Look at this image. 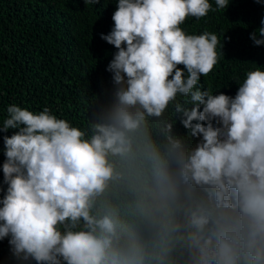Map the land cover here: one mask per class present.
I'll list each match as a JSON object with an SVG mask.
<instances>
[{
    "label": "clouds",
    "instance_id": "1",
    "mask_svg": "<svg viewBox=\"0 0 264 264\" xmlns=\"http://www.w3.org/2000/svg\"><path fill=\"white\" fill-rule=\"evenodd\" d=\"M211 9L118 0L101 34L117 50L114 92L88 130L47 107H7L0 240L17 264H264V68L247 71L234 97L197 87L220 41L180 26ZM250 39L264 45V26ZM115 187L128 195L120 206L106 197Z\"/></svg>",
    "mask_w": 264,
    "mask_h": 264
},
{
    "label": "trees",
    "instance_id": "2",
    "mask_svg": "<svg viewBox=\"0 0 264 264\" xmlns=\"http://www.w3.org/2000/svg\"><path fill=\"white\" fill-rule=\"evenodd\" d=\"M117 3L0 0V125L7 117V107L16 105L33 113L47 107L57 118L89 129L114 92L107 66L117 50L101 34H109L114 27ZM209 3L212 9L207 16L199 20L189 16L180 27L187 34L207 31L218 36L217 52L223 55L208 76H201L197 87L203 85L206 90L210 86L214 95L223 92L234 97L247 71L264 68V45L255 46L250 39L252 32L264 26V0H229L223 9H217L215 0ZM170 115L169 110L161 120ZM175 119L173 132L184 137L187 129ZM149 129L154 140L162 138L153 118ZM13 131L0 132V186L4 191L3 136ZM3 194L0 192V198ZM106 197L117 206L128 199L120 187L111 189ZM0 264H17L8 238L0 240Z\"/></svg>",
    "mask_w": 264,
    "mask_h": 264
}]
</instances>
